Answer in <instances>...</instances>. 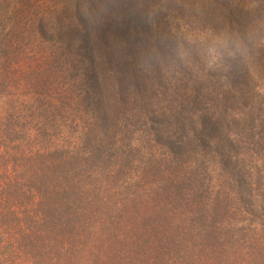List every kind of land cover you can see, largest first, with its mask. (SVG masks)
<instances>
[{"label": "trees", "instance_id": "trees-1", "mask_svg": "<svg viewBox=\"0 0 264 264\" xmlns=\"http://www.w3.org/2000/svg\"><path fill=\"white\" fill-rule=\"evenodd\" d=\"M35 31L98 131L40 152L0 126V264H264V0H65Z\"/></svg>", "mask_w": 264, "mask_h": 264}, {"label": "rangeland", "instance_id": "rangeland-1", "mask_svg": "<svg viewBox=\"0 0 264 264\" xmlns=\"http://www.w3.org/2000/svg\"><path fill=\"white\" fill-rule=\"evenodd\" d=\"M64 4L65 0H0V36L6 31L20 34L24 44L0 90V126L12 117L18 137L28 134L40 152L76 147L82 132L97 130L84 108L83 77H71L70 57L35 31L40 18L53 17Z\"/></svg>", "mask_w": 264, "mask_h": 264}, {"label": "clouds", "instance_id": "clouds-1", "mask_svg": "<svg viewBox=\"0 0 264 264\" xmlns=\"http://www.w3.org/2000/svg\"><path fill=\"white\" fill-rule=\"evenodd\" d=\"M225 53L229 58H233V53L228 49L226 42L216 40L215 43L207 48L204 54L206 66L212 70L222 67Z\"/></svg>", "mask_w": 264, "mask_h": 264}]
</instances>
